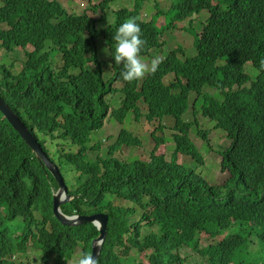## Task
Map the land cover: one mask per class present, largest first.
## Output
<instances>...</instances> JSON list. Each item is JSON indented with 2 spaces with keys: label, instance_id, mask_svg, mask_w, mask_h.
I'll return each instance as SVG.
<instances>
[{
  "label": "trees",
  "instance_id": "trees-1",
  "mask_svg": "<svg viewBox=\"0 0 264 264\" xmlns=\"http://www.w3.org/2000/svg\"><path fill=\"white\" fill-rule=\"evenodd\" d=\"M112 1L91 6V13L101 12L94 18L67 12L58 0H0V49L10 57L0 64V97L62 174L71 200L61 211L107 215L98 264H124L130 249L148 251V264H185L184 247L209 264H256L241 260L240 253L256 237L264 244V0H174L171 24L205 17L194 37L195 54L179 58L178 45L154 74L131 83L122 80L112 57L119 25L136 18L147 41L142 58L166 45L153 21H141L147 0L114 11L113 26L99 27ZM98 40L109 51L108 78ZM18 61L21 69L15 72ZM169 74L173 80L165 84ZM206 87L222 99L203 93ZM191 93L203 96V116L229 141L218 153L221 172L228 174L222 186L195 169L203 157L191 139L192 124L183 118ZM110 95H120V103L108 101ZM129 116L159 121L155 128L162 136L151 133L152 152L146 158L117 155L123 146H141L135 130L122 127L104 155L89 157L101 147V142L89 146L92 132L101 130L107 117L124 124ZM170 139V158L157 155L155 148ZM57 188L0 112V264H29L20 258L29 244L41 251L45 264L47 257H53L52 264H66L78 249L91 253L97 228L62 225L52 212ZM233 228L247 235L230 233ZM203 235L213 242L199 249Z\"/></svg>",
  "mask_w": 264,
  "mask_h": 264
},
{
  "label": "rangeland",
  "instance_id": "rangeland-1",
  "mask_svg": "<svg viewBox=\"0 0 264 264\" xmlns=\"http://www.w3.org/2000/svg\"><path fill=\"white\" fill-rule=\"evenodd\" d=\"M59 3L63 6L65 11L72 12L75 14H81L83 12H87L89 15H92L94 18H99L101 15L100 11H97L95 14L89 11L91 6L97 5L102 0H58ZM174 0H147L143 3V8L140 11L141 21L144 22H152L157 30L162 31L161 40L166 45L163 50L162 47L159 50H152L148 57L143 58L146 62H150L156 56L165 57L171 50H174L178 45L181 48V52H179V58H184L185 56L194 55V37L195 35L200 36L203 23L205 17H193L190 21L179 22L171 24V17L174 16V11L170 10V6ZM134 0H114L109 4L108 10H106V18L100 24L99 27H108L113 26V12L119 10L121 8L132 9L134 5ZM160 10L162 15L156 14V12ZM202 12L200 15H203ZM200 18V19H199ZM191 22V24L189 23ZM165 27V28H164ZM164 28V29H162ZM189 28V29H188ZM194 28V34L191 33V30ZM161 29V30H160ZM163 44V45H164ZM98 53L100 59L103 62L104 69V77L108 78L110 76V57L108 48L98 40L97 42ZM16 54L21 56L20 51L17 49ZM10 57H6L4 52L0 49V64L6 63ZM13 69L15 72H18L21 69L20 62L14 63ZM249 75L252 77V70ZM173 77L172 74L164 77V83H168L170 79ZM118 86V85H117ZM203 93H207L216 97L217 99H222V96L219 92L211 89L204 88ZM198 97V98H197ZM110 98V99H108ZM202 98L203 96H196L195 93H191L189 95V109L184 114L183 118L186 122L192 124L191 128V139L193 143L198 147L200 153L203 157L202 164H198L195 169L199 172H202L205 179L212 185L222 186L223 183L228 179L227 173H222L220 169V157L218 155L219 152H222L228 145L229 141L226 139L224 133L215 128L214 121L206 118L202 114ZM108 101L110 100L112 104L118 105L120 103V95H110L106 98ZM110 111L108 112V116ZM171 121V119H170ZM169 120L165 119L164 123H170ZM140 122V123H138ZM134 121L132 116L126 120V123L120 124L117 123L113 117H107L104 120V126L101 130L97 132H92L90 138L91 141L89 146H92L95 143L101 142V147L98 151H90L89 157H94L96 154L104 155L106 153L108 145L114 143L118 132L122 127L128 128L129 130H135V135L139 138L141 146L130 148L123 146L122 149L117 151V155L120 157H128L130 155H138L141 158H146L147 155L152 152L155 146V141L152 138L151 133L154 136H162V132L158 130L157 127L159 125V121H154L152 123H148L145 118L139 119V121ZM168 126V125H167ZM200 131L202 134L197 132ZM169 131L166 130L164 136L170 137L168 135ZM47 138L46 145L50 148L54 147V143L49 141V137ZM61 143V140H58ZM65 147V149H69L71 151L74 150V147H71L68 144L61 143ZM173 152V143L170 140L165 144H160L157 148H155V153L157 155H163L167 159L170 158ZM53 154V153H52ZM189 161V160H188ZM177 162L185 165V161L183 157L178 155ZM190 162V161H189ZM189 164V163H188ZM192 166V164L190 163ZM1 210L3 208H0ZM232 234H241L242 236H246L247 234L243 231H238L237 228H233L231 230ZM213 242V240L207 236H201L198 239V248H204L209 243ZM119 252V251H118ZM148 251L145 253H138L133 249H130L126 256H123L124 264H148ZM80 254V249H78L75 254L67 260L66 264H72L73 260L77 258ZM182 257L185 258V264H209L205 258H202L194 249L191 247H184L181 250ZM24 263L29 264H45L42 262V255L39 249L34 248L33 246H28L26 250L25 256L20 257ZM240 259L245 262H251L256 264H264V244L259 241L256 237L252 240V244H245L242 248V252L240 253ZM47 264L53 263V257H47Z\"/></svg>",
  "mask_w": 264,
  "mask_h": 264
},
{
  "label": "water",
  "instance_id": "water-1",
  "mask_svg": "<svg viewBox=\"0 0 264 264\" xmlns=\"http://www.w3.org/2000/svg\"><path fill=\"white\" fill-rule=\"evenodd\" d=\"M0 112L3 117L10 123L12 128L20 135L25 144L31 148L36 158L47 168L50 174L55 179L58 188L52 195V212L54 217L62 224L66 226H77L80 224H93L98 230V236L92 240L91 254H93L97 260L99 258L102 245L106 238L107 220L106 214H92L88 216L82 215H66L61 211V205L71 200L68 194V188L63 181L62 174L58 167L50 160V158L44 153L43 149L36 141L34 136L26 125L20 120L16 113L4 102L0 97Z\"/></svg>",
  "mask_w": 264,
  "mask_h": 264
},
{
  "label": "clouds",
  "instance_id": "clouds-1",
  "mask_svg": "<svg viewBox=\"0 0 264 264\" xmlns=\"http://www.w3.org/2000/svg\"><path fill=\"white\" fill-rule=\"evenodd\" d=\"M141 36V27L135 17H130L120 24L112 36L115 41L112 57L115 64L121 67L122 80L128 83L141 80L148 74H154L165 59L162 56H156L150 62H146L140 53L147 41ZM260 70H264V59L260 61ZM172 80L173 77L165 84H169ZM72 264H98V260L93 254L82 251Z\"/></svg>",
  "mask_w": 264,
  "mask_h": 264
}]
</instances>
